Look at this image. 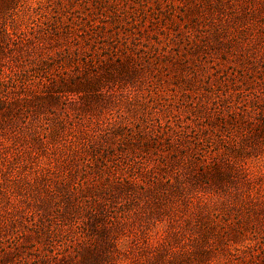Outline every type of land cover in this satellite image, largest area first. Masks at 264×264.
<instances>
[{
	"label": "rangeland",
	"instance_id": "374dc122",
	"mask_svg": "<svg viewBox=\"0 0 264 264\" xmlns=\"http://www.w3.org/2000/svg\"><path fill=\"white\" fill-rule=\"evenodd\" d=\"M0 264H264V0H0Z\"/></svg>",
	"mask_w": 264,
	"mask_h": 264
}]
</instances>
